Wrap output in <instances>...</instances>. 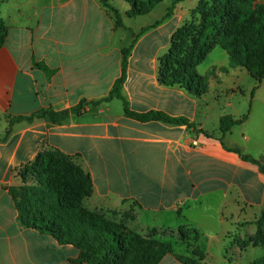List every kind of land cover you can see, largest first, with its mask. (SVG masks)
Returning <instances> with one entry per match:
<instances>
[{
    "label": "crops",
    "instance_id": "0c3cea01",
    "mask_svg": "<svg viewBox=\"0 0 264 264\" xmlns=\"http://www.w3.org/2000/svg\"><path fill=\"white\" fill-rule=\"evenodd\" d=\"M0 19L8 28L0 47V137L12 118L44 108L70 110L83 100L90 102L81 113L70 112L60 123L41 118L15 121L12 133L0 141V264H74L79 255L73 245L23 226L9 193L8 186L20 182L15 170L48 147L79 159L93 179L91 198L110 197V203L135 198L147 209L171 208L185 195L227 189L230 183L240 187L249 201H259L264 192L262 172L229 150L233 146L225 139L224 144L220 141V128L218 133L206 129L209 114L200 102L203 95L158 83L154 61L178 27L174 17L137 40L123 91L133 110L187 117L213 137L184 123L128 117L124 107L112 109L117 98L95 103L109 95L121 75L124 45L115 41V20L101 0H3ZM223 53L205 72L199 65L200 73L208 75L216 67L214 73L222 75L221 67L230 65L229 55ZM239 69L232 70L237 77L250 75L247 69ZM263 91L264 80L253 99L260 100ZM253 117L254 108L247 121L224 138L238 129L246 136L245 127ZM158 264L183 263L167 256Z\"/></svg>",
    "mask_w": 264,
    "mask_h": 264
},
{
    "label": "trees",
    "instance_id": "16d2710c",
    "mask_svg": "<svg viewBox=\"0 0 264 264\" xmlns=\"http://www.w3.org/2000/svg\"><path fill=\"white\" fill-rule=\"evenodd\" d=\"M131 4V15L149 13L164 0H127ZM182 0H175L177 3ZM103 5L112 10L115 25L123 26L119 10L111 6L108 0ZM174 5L168 8L164 16L141 29L129 46L122 49V71L115 80L109 95L104 100L114 98L123 102L126 116L141 122L159 120L171 124H187L206 136L213 137L208 131L198 128L187 117H174L170 114L149 110L138 112L131 108L124 94L127 79L129 56L138 38L145 32L161 25L173 15ZM198 18L178 28L171 38L170 47L161 57L158 71L160 84L180 87L191 94L201 97L208 93V76L214 74L213 67L209 75L200 73L199 65L207 59L215 45L225 49L234 66L248 70L256 85L251 92L253 98L256 89L264 80V2L257 0H201ZM8 35V28L0 19V47ZM35 64L47 72L50 69L43 62ZM223 71L226 67L221 68ZM70 110L56 111L52 108L41 109L30 116H19L10 120L9 128L0 141L6 140L12 133V125L18 120L33 121L35 118L50 119L54 123L64 121L70 112L79 111L84 104ZM252 109L241 117L223 114L220 117V141L224 144L225 135L234 126L247 121ZM240 157L258 166L264 173V163L252 154L244 153L239 147H228ZM20 182L8 186L9 193L18 211L19 222L32 227L43 234L57 239L61 244H71L79 251L74 264H158L171 252L170 244L157 240H146L137 234L125 232L120 224L96 209L87 205L93 195L94 183L88 172L73 155L57 148H45L36 158L15 170ZM184 264H193L183 261ZM253 264H264V257Z\"/></svg>",
    "mask_w": 264,
    "mask_h": 264
},
{
    "label": "rangeland",
    "instance_id": "374dc122",
    "mask_svg": "<svg viewBox=\"0 0 264 264\" xmlns=\"http://www.w3.org/2000/svg\"><path fill=\"white\" fill-rule=\"evenodd\" d=\"M2 1L0 0V4ZM174 1L164 0L149 13L134 16L131 15V4L127 0H108L111 6L119 10L122 17L123 26L115 25L114 35L115 41L124 43L122 49L132 43L143 27L161 19L168 8L174 5L173 15L169 19L174 17L176 22L174 24L178 27L171 31L166 50L160 52L154 61L153 69L157 72V80L159 59L167 53L172 35L185 23H190L199 16L201 0H182L177 3ZM108 11L116 20L113 11L110 9ZM214 48L216 49L212 54L200 64L202 72L206 71L213 60H221L225 54L223 52H227L217 44ZM132 53L133 49L129 61ZM225 67L226 70L221 69L222 75L218 72L214 74L208 72L209 91L200 98L203 108L209 114L206 129L218 133L222 114L233 113L241 117L248 112L252 102L251 112L254 108L255 117L245 127L246 136L238 129L224 139L229 146L239 147L244 153L252 154L264 163V91L263 95H260L262 97L260 100H254L250 92L256 85L255 79L251 75L237 77L232 70L238 71L243 67L234 66L231 61L230 65ZM214 71H217L216 67ZM232 92L234 94H231ZM258 94L255 93L256 96ZM87 104L89 103L74 113H81ZM112 109L122 111V101L114 99ZM252 165L258 169L257 165ZM261 177L264 179V173H261ZM110 201V197H90L87 205L116 220L125 232L137 234L146 240L170 244L171 252L164 257L168 256L179 263L187 261L193 264H253L255 260L264 257V192L259 201L253 203L247 199L240 187L230 183L227 189L203 195L196 191L194 195H185L171 208L147 209L135 198H125L118 204Z\"/></svg>",
    "mask_w": 264,
    "mask_h": 264
}]
</instances>
